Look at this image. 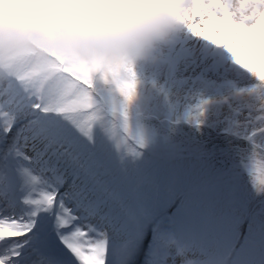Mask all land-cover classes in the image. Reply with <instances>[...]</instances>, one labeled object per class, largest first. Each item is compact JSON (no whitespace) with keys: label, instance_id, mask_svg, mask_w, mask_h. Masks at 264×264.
Here are the masks:
<instances>
[{"label":"clouds","instance_id":"obj_1","mask_svg":"<svg viewBox=\"0 0 264 264\" xmlns=\"http://www.w3.org/2000/svg\"><path fill=\"white\" fill-rule=\"evenodd\" d=\"M179 48L212 67L226 84V97L252 106L249 115L241 113L244 120L264 128V0H0V101L6 107L9 99L23 102L94 149L99 135L102 158L117 170L150 160L147 182L136 186L150 222L154 197L184 183L176 169L163 170L164 162L183 154L161 147L147 103L151 70ZM159 122L171 144L187 123L174 116ZM130 142L140 145V160L123 158ZM251 184L264 197L258 190L264 185ZM225 222L223 214L208 211L199 223L166 229L197 246L198 254L181 264H245L239 237ZM248 264H264V245Z\"/></svg>","mask_w":264,"mask_h":264},{"label":"snow or ice","instance_id":"obj_2","mask_svg":"<svg viewBox=\"0 0 264 264\" xmlns=\"http://www.w3.org/2000/svg\"><path fill=\"white\" fill-rule=\"evenodd\" d=\"M150 84L148 105H162L166 116L198 128L211 106L226 105L231 113L226 131L242 134L251 145L245 167L252 176L249 162L257 149H264L259 143L264 128L240 119L241 113H252V106L226 97V84L212 67L179 48L151 70ZM160 145L170 149L169 136H162ZM139 149L130 142L123 158L140 160ZM150 165L149 160L143 167L117 170L106 156L47 123L23 102L9 99L6 107L0 101V264H60L51 251L49 227L75 264H95L98 258L103 264H124L148 221L136 186L147 182ZM92 221L110 226L118 244L113 246L109 232ZM196 254V245L157 227L148 264H181Z\"/></svg>","mask_w":264,"mask_h":264},{"label":"rangeland","instance_id":"obj_3","mask_svg":"<svg viewBox=\"0 0 264 264\" xmlns=\"http://www.w3.org/2000/svg\"><path fill=\"white\" fill-rule=\"evenodd\" d=\"M152 105L156 106L155 103ZM213 107L219 108V106L213 105L210 107L209 113ZM222 107L225 113L220 121L214 114L211 116L208 113L207 120L199 131L187 123L182 124L176 131L174 136H179L192 144L198 145L199 142L214 141L210 144L212 150H205L206 153L197 154L198 158L202 159L198 162L199 166L197 163L193 164L194 161L190 162L193 158H187L185 154L182 159H178L181 161L164 162L168 164L163 165V170L167 172L169 168L176 169L184 178V183L175 193L161 191L158 196L154 197L151 207L152 219L145 225L141 243L137 244V249L135 248L133 251L134 254H132L129 264H148V256L154 240V229L160 227L164 230H175L181 224H196L199 223L201 214L208 211L225 216L226 230L239 237L236 247L238 249L243 247L246 250L245 264L258 256L252 254L251 250L259 252L261 246L264 245V201H262L264 198L255 195L251 182L258 185L261 180H264V172H262L264 159L259 157L260 159L257 161L250 160L249 163L252 167V176L250 177L245 167L248 160L242 159V156L245 155L234 149H229L230 147H244L245 143L232 141L229 145L221 144L222 138L229 137L228 134L242 136V134L237 135L226 131L231 113L226 105ZM163 113L164 108L158 110V114ZM163 116L161 115V117ZM240 119L242 120L243 117ZM152 124L159 129L161 137L164 136L166 129L155 117ZM222 128L223 131H220ZM76 138L86 144L79 137ZM198 138L201 139L194 140ZM95 150L100 155H106V149L99 135H97ZM159 161V158L153 157L154 163H159ZM189 188H196L197 191L194 194H189L187 193ZM183 194L185 195L182 197ZM84 220L85 217L82 216L81 222ZM109 231L113 233L111 227ZM48 234L52 245L51 251L60 264H75L71 253L60 244L55 231L50 227Z\"/></svg>","mask_w":264,"mask_h":264},{"label":"water","instance_id":"obj_4","mask_svg":"<svg viewBox=\"0 0 264 264\" xmlns=\"http://www.w3.org/2000/svg\"><path fill=\"white\" fill-rule=\"evenodd\" d=\"M228 135H229V137L222 138L221 144L229 145V143H231L232 141H239V142L243 141L245 143L244 147H238V148L230 147L229 149H234L236 151H239L240 153L245 155V156H242V159H247L248 160L250 152H251L250 143L246 139H243V138H240V137H236V136H234L232 134H228ZM212 143H214V141L199 142L198 145L190 143L189 144V146L191 145L190 147H187V148H184V149H178V151L184 152L185 157H187V158L188 157H191V158L198 157L197 156L198 153H200V152L206 153L205 150H209V149L212 150V147L210 145ZM192 147H194V149H192ZM171 149H175V148L171 147L170 150ZM259 157H262L261 159H264V155H262L260 150L257 149L255 154L252 156L251 160L257 161V160L260 159ZM173 161H178V160H173ZM262 201H264V200L262 199Z\"/></svg>","mask_w":264,"mask_h":264},{"label":"trees","instance_id":"obj_5","mask_svg":"<svg viewBox=\"0 0 264 264\" xmlns=\"http://www.w3.org/2000/svg\"><path fill=\"white\" fill-rule=\"evenodd\" d=\"M149 106V110L151 111V112H153L155 115H154V117H155V119L156 120H158L159 121V119H162L164 116H166V112H165V110H164V113L163 114H158V110L159 109H161V108H163V106L162 105H157L156 104V106H154V105H152V104H150V105H148ZM210 110V109H209ZM213 111V112H212ZM212 111H211V113H209V114H211V116L214 114L215 115V117L219 120L220 118L222 119V117L224 116V109H223V107L222 106H219V108L218 107H213L212 108ZM161 115L163 116V117H161ZM159 118V119H158ZM161 161H159V163H160ZM165 164H168V163H163V165H165ZM92 222H94V223H96V226L98 227V228H104L105 230H107L109 233H110V238H111V241H112V244H113V246H116L117 244H118V242H119V237L113 232H111V231H109V229H110V226H108L107 224H105V223H103V222H96V221H92ZM149 221H147L146 223H145V225L148 223ZM145 225H144V230H145ZM108 227H109V229H108ZM140 243H141V239H140V241H139ZM143 248H145V246H143ZM137 249V248H136ZM251 253L252 254H259V252H256V251H254V250H251ZM134 254V253H133ZM111 260H112V257L110 256V262H111ZM134 264V263H133Z\"/></svg>","mask_w":264,"mask_h":264},{"label":"flooded vegetation","instance_id":"obj_6","mask_svg":"<svg viewBox=\"0 0 264 264\" xmlns=\"http://www.w3.org/2000/svg\"><path fill=\"white\" fill-rule=\"evenodd\" d=\"M221 120V118L219 119V121ZM220 131H223V128L220 130ZM222 133V132H221ZM229 136V135H228ZM235 136V135H234ZM236 137H240V138H243V136H236ZM201 138H198V139H194V140H200ZM244 139V138H243ZM240 142H243V141H240ZM192 143L190 141H186V140H183L181 137L179 136H174L173 137V144H172V147H174L176 150L178 149H184V148H187L189 146V144ZM183 155H184V152H181ZM185 160V159H184ZM202 160V159H199L198 157H193L192 160H190V162L194 161V163H197V166H199L198 162ZM178 161H181V160H178ZM254 161V160H253ZM192 164V165H193Z\"/></svg>","mask_w":264,"mask_h":264}]
</instances>
